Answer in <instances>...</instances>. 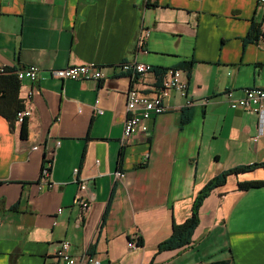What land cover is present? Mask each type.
Returning a JSON list of instances; mask_svg holds the SVG:
<instances>
[{"label":"crops","instance_id":"obj_1","mask_svg":"<svg viewBox=\"0 0 264 264\" xmlns=\"http://www.w3.org/2000/svg\"><path fill=\"white\" fill-rule=\"evenodd\" d=\"M263 20L258 0H0V61L41 68L33 84L20 80L27 134L0 113V264H66L55 255L63 240L109 264H264V186H238L264 179V166L231 173L204 198L190 244L158 249L210 179L264 161V121L260 133L259 116L224 95L264 88ZM133 59L152 70L113 69ZM80 63L105 66V77L49 73ZM156 68L183 70L188 95L170 91L149 135L122 146L128 90L153 91ZM46 156L51 185L40 189Z\"/></svg>","mask_w":264,"mask_h":264},{"label":"built area","instance_id":"obj_2","mask_svg":"<svg viewBox=\"0 0 264 264\" xmlns=\"http://www.w3.org/2000/svg\"><path fill=\"white\" fill-rule=\"evenodd\" d=\"M258 7L264 8V0H258ZM264 20L261 26V38L264 36ZM148 30L143 29L138 37V47H142L145 43ZM10 67L0 61V73L7 72ZM113 69L119 72H133L135 75H145L152 70L150 64L138 61L137 59L122 61L113 66ZM17 77L22 79H28L32 84L40 77L41 68L35 64L27 65L21 68L15 69ZM50 75L60 79H76V80H94L99 81L105 77V66L97 63H80L72 64L64 67H58L49 71ZM172 90L179 91L181 95H188V80L183 72L179 68L168 69L162 79L159 86H155L153 91L145 92L139 89L137 86L132 85L128 90L126 118L124 121L123 134L121 137V145L127 146L131 144L137 135L148 136L151 132V122L159 114L167 110L165 103V96ZM33 95V87H31L27 96L31 98ZM229 105L232 108L242 107L248 109L259 116L260 127L259 132H262V124L264 121V88L262 87H247L243 89L241 96L235 97L233 89H227L224 92ZM188 103L193 101L188 99ZM32 114L30 108H23L17 112V120L23 122L28 119ZM259 134L254 137L258 139ZM54 160L50 156H46L42 172L40 176L39 188L42 189L46 185H51L50 177L52 173ZM125 172L118 169L115 172V177L123 178ZM77 201L81 204L83 210H87L89 207V200L82 196L77 195ZM61 211V208L59 209ZM139 243V235L134 233L132 239L128 242L130 248L137 247ZM55 255L61 258L66 264H109L106 261L101 260L96 255L85 251L80 255H73L70 252V242L63 240L56 248Z\"/></svg>","mask_w":264,"mask_h":264},{"label":"trees","instance_id":"obj_3","mask_svg":"<svg viewBox=\"0 0 264 264\" xmlns=\"http://www.w3.org/2000/svg\"><path fill=\"white\" fill-rule=\"evenodd\" d=\"M253 30V29H252ZM260 35V28L258 29ZM264 36V33H262ZM251 36V33L248 35ZM15 69L10 67L7 72L0 73V113L11 120H17V112L24 107L19 97L20 79L15 74ZM168 70V69H167ZM164 69L156 68L155 71L159 75V79L165 75ZM156 86H159L157 84ZM22 123V133L27 134V119ZM257 166H264V161L250 165L234 167L221 172L210 179L205 186L198 192L194 200L191 215L182 223H174L171 235L159 243L158 249L181 248L190 244L192 235L199 223V208L206 196L217 186L226 182L228 175L244 170H251ZM240 189H249L252 187L264 186V179L241 181L238 184ZM212 264H229L228 260H218Z\"/></svg>","mask_w":264,"mask_h":264}]
</instances>
